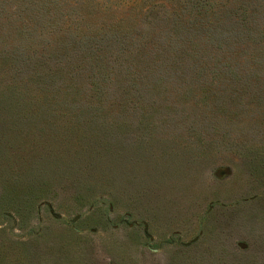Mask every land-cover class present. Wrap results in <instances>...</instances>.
Here are the masks:
<instances>
[{
	"label": "rangeland",
	"instance_id": "374dc122",
	"mask_svg": "<svg viewBox=\"0 0 264 264\" xmlns=\"http://www.w3.org/2000/svg\"><path fill=\"white\" fill-rule=\"evenodd\" d=\"M0 264H264V0H0Z\"/></svg>",
	"mask_w": 264,
	"mask_h": 264
}]
</instances>
